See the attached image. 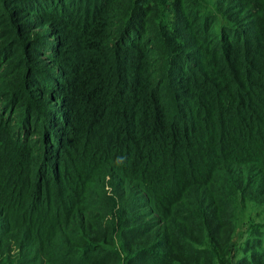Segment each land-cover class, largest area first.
Returning a JSON list of instances; mask_svg holds the SVG:
<instances>
[{
    "label": "trees",
    "instance_id": "1",
    "mask_svg": "<svg viewBox=\"0 0 264 264\" xmlns=\"http://www.w3.org/2000/svg\"><path fill=\"white\" fill-rule=\"evenodd\" d=\"M0 264H264V0H0Z\"/></svg>",
    "mask_w": 264,
    "mask_h": 264
}]
</instances>
